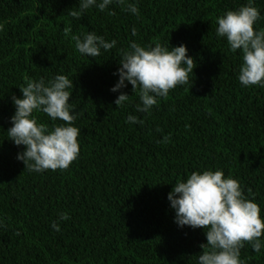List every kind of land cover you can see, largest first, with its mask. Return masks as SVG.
I'll list each match as a JSON object with an SVG mask.
<instances>
[{"label":"trees","instance_id":"obj_1","mask_svg":"<svg viewBox=\"0 0 264 264\" xmlns=\"http://www.w3.org/2000/svg\"><path fill=\"white\" fill-rule=\"evenodd\" d=\"M246 2L137 0L138 17L113 4L77 20L69 12L78 0H0V264H196L203 229L178 227L167 200L173 184L193 171L222 169L264 217V88L241 86L240 52L215 35L216 18ZM255 6L264 16V0ZM87 32L117 45L82 56L71 36ZM132 40L186 45L196 64L190 89L177 86L149 113H138V93L128 84L121 91L129 102L116 106L113 73ZM57 74L73 80L79 156L66 170L29 172L16 159L23 146L7 135L11 97L22 96L27 79ZM129 114L143 124L126 123ZM61 212L70 219L58 221ZM241 259L264 264V254L247 244Z\"/></svg>","mask_w":264,"mask_h":264},{"label":"clouds","instance_id":"obj_2","mask_svg":"<svg viewBox=\"0 0 264 264\" xmlns=\"http://www.w3.org/2000/svg\"><path fill=\"white\" fill-rule=\"evenodd\" d=\"M113 4L124 6L131 15H140L137 0H78L77 9L70 11L69 15L79 20L91 8L103 12ZM109 14L114 13L109 11ZM262 19L264 16L255 6V0H247L216 18V37L223 38L231 52L239 51L241 54L238 81L245 88H264V29L258 27ZM3 29L4 25L0 24V31ZM70 32L71 28L64 29L65 36ZM131 32L135 36L137 29L133 27ZM71 39L78 53L91 58L117 45L115 39L107 41L95 32L72 35ZM195 67L194 59L188 55L183 43L179 46H170L169 41L166 44L142 45L132 40L127 49L121 51L119 67L113 73L118 79L110 91L119 93L114 103L124 106L129 102L130 95L121 90L130 84L132 91L139 96L136 112L149 113L160 98L168 96L170 90L184 85H189L190 89ZM19 90L20 98L11 97L15 111L10 117L11 127L7 130L8 139L17 147L23 146L16 159L22 161L29 172L68 169L80 151L78 137L81 130L74 126L78 114L69 102L73 80L63 74L47 80L43 77L27 79L26 85ZM37 113L46 115L53 122L51 126L39 122ZM58 120L63 123H55ZM125 122L143 124V120L132 114L127 115ZM167 140L165 136L163 142ZM167 200L178 227L203 229L206 243L200 245L202 251L196 264H245L241 259L245 244L253 252L264 254L261 209L244 195L239 181L226 177L222 169L191 172L173 184ZM69 219L68 213L59 214L58 221ZM58 221L50 224L57 232L60 231ZM5 227V218L0 217V228Z\"/></svg>","mask_w":264,"mask_h":264}]
</instances>
